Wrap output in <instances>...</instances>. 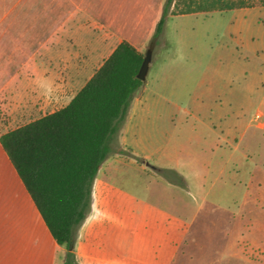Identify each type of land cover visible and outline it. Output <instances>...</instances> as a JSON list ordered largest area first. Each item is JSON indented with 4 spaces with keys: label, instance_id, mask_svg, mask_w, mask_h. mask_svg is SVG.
Returning a JSON list of instances; mask_svg holds the SVG:
<instances>
[{
    "label": "rangeland",
    "instance_id": "1",
    "mask_svg": "<svg viewBox=\"0 0 264 264\" xmlns=\"http://www.w3.org/2000/svg\"><path fill=\"white\" fill-rule=\"evenodd\" d=\"M197 15L167 20L159 44L141 50H152L149 102H161L133 148L124 124L112 141L95 190L106 199L103 243L160 245L162 264H264V3ZM11 91L0 97V133L78 90L46 111L14 109Z\"/></svg>",
    "mask_w": 264,
    "mask_h": 264
},
{
    "label": "crops",
    "instance_id": "2",
    "mask_svg": "<svg viewBox=\"0 0 264 264\" xmlns=\"http://www.w3.org/2000/svg\"><path fill=\"white\" fill-rule=\"evenodd\" d=\"M163 1L0 0V97L12 90L10 97L19 111L39 108L38 104L40 111L55 108L68 92L80 91L121 42L128 41L141 51L156 30ZM192 15L198 16H171L168 21ZM146 81L136 93L122 129L129 148L147 132L152 104L161 102H149ZM216 148L220 151L222 145L218 143ZM103 165L94 183L92 209L77 232L79 264H162L160 245L147 250L130 243L120 250L103 243L98 218L104 216L102 201L106 199L95 194ZM151 210L140 213L145 217L152 215ZM132 212L129 215L138 214ZM151 244L162 242L155 239ZM65 252L0 142V264H63Z\"/></svg>",
    "mask_w": 264,
    "mask_h": 264
},
{
    "label": "trees",
    "instance_id": "3",
    "mask_svg": "<svg viewBox=\"0 0 264 264\" xmlns=\"http://www.w3.org/2000/svg\"><path fill=\"white\" fill-rule=\"evenodd\" d=\"M264 0H164L151 38L159 44L171 16L226 12ZM144 53L121 42L68 105L24 126L0 134L1 145L40 212L50 233L66 252L63 264H79L78 229L88 217L94 183L115 153L134 97Z\"/></svg>",
    "mask_w": 264,
    "mask_h": 264
},
{
    "label": "water",
    "instance_id": "4",
    "mask_svg": "<svg viewBox=\"0 0 264 264\" xmlns=\"http://www.w3.org/2000/svg\"><path fill=\"white\" fill-rule=\"evenodd\" d=\"M152 62V50H149L147 54L145 55L142 67L140 69V72L138 74V78L142 81H145L148 75V72L150 70V65Z\"/></svg>",
    "mask_w": 264,
    "mask_h": 264
},
{
    "label": "built area",
    "instance_id": "5",
    "mask_svg": "<svg viewBox=\"0 0 264 264\" xmlns=\"http://www.w3.org/2000/svg\"><path fill=\"white\" fill-rule=\"evenodd\" d=\"M256 118H257V119H262L261 115H257Z\"/></svg>",
    "mask_w": 264,
    "mask_h": 264
}]
</instances>
